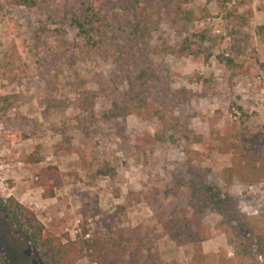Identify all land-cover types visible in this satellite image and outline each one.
Masks as SVG:
<instances>
[{
    "label": "rangeland",
    "instance_id": "1",
    "mask_svg": "<svg viewBox=\"0 0 264 264\" xmlns=\"http://www.w3.org/2000/svg\"><path fill=\"white\" fill-rule=\"evenodd\" d=\"M123 1L0 0V202L16 199L57 236L75 239L85 225L86 238L108 237L124 264H193L192 247L164 234L145 197L152 201L157 192L164 210L187 207L186 186L197 178L236 202L231 220L217 203L207 212L213 237L202 248L211 264H241V243L250 246L249 264H264L248 224L264 230V0H232L223 9L222 0H196L184 6L190 21L180 17L176 0H141L151 6L144 62L154 76L140 97L127 78L139 54L128 46L90 50L72 24L90 3L107 21L124 22ZM203 30L206 55L169 51ZM217 56L232 58L235 67ZM229 144L242 153L224 152ZM29 156L43 161L27 164ZM104 164L112 175L95 177ZM46 166L63 174L53 199L37 185ZM229 168L246 181L228 184ZM178 180L186 186L163 200ZM0 221V264H42L2 208Z\"/></svg>",
    "mask_w": 264,
    "mask_h": 264
},
{
    "label": "trees",
    "instance_id": "2",
    "mask_svg": "<svg viewBox=\"0 0 264 264\" xmlns=\"http://www.w3.org/2000/svg\"><path fill=\"white\" fill-rule=\"evenodd\" d=\"M196 0H176L175 6L179 11L180 17L185 21L192 20L193 13L184 9V6ZM232 0H222L221 8H225ZM123 12L127 19L121 22L119 17L111 21H107L102 17L97 8L90 3L86 8L82 7L81 14L74 16L72 24L78 31V35L84 39L86 46L90 50L99 49L101 44L114 47L113 51H122L126 46L139 54L138 58L133 63L131 75L127 76L130 88L136 93V97H140L148 81L152 80L149 77L154 76L149 72L145 59H149V53L145 54L147 48L144 45V39L147 35L146 29V14L148 7L143 5L141 0H125L121 2ZM115 24L112 29H108L109 24ZM120 30L119 34L117 29ZM264 30V28H260ZM197 39L196 42L193 40ZM209 41V34L206 30L194 34L191 37H186L179 48L169 47V51L176 56H191L199 57L206 55L203 50L204 44ZM142 57L144 60H142ZM212 57L211 54L206 56V59ZM219 63L228 68L235 67V61L230 57L217 56ZM138 99L137 102H141ZM1 102V99H0ZM242 111L241 108H238ZM113 110L112 114L115 115ZM127 111V108L123 109ZM199 147H203L202 142H198ZM224 152H234L241 154V147L237 144H229ZM253 159L252 152H248ZM261 159V156H255ZM254 157V159H255ZM43 160L40 157L29 156L26 159L27 164L37 165ZM113 168L109 164H104L98 168L94 175L95 177H108L112 175ZM229 174L228 184L232 182V178L239 177L246 181L245 176L239 174L235 168H229L225 171ZM37 185L43 189L42 197L44 199L55 198L56 191L64 186L63 174L55 166H46L40 170L36 176ZM186 183L183 180L174 182L171 186L163 190V200L179 195L181 188L185 187ZM188 189V206H172L164 210L159 199V194L156 192L150 197H145L148 204L151 206L158 224L169 239L180 246H191L193 249V264H211L210 256L205 255L202 244L213 237V233L205 224V218L208 210L215 204L216 208L221 211V215L226 220H231L232 215H237L236 202L228 194L219 192L217 188H209L205 186L200 179H192L187 184ZM220 193L223 195V200L216 197ZM0 206L8 214L10 221L24 234L28 245L30 246L35 257L42 264H77L81 260H88L92 264H124L125 257L119 254L117 247L106 236H91L86 238L87 230L85 225L83 230L76 235L75 239L66 234L64 237L57 236L48 231L43 223L38 218L35 211L22 205L16 199L9 198L6 201H1ZM252 225V230H256L258 240L259 255L264 258V230L260 231L257 226ZM241 226H245L241 224ZM244 249L242 255L245 260L241 264H249L247 257L249 256L250 246L240 244ZM239 257V254H238ZM228 261H231L230 259ZM146 264H177L176 262L167 263L160 259L151 260Z\"/></svg>",
    "mask_w": 264,
    "mask_h": 264
},
{
    "label": "flooded vegetation",
    "instance_id": "3",
    "mask_svg": "<svg viewBox=\"0 0 264 264\" xmlns=\"http://www.w3.org/2000/svg\"><path fill=\"white\" fill-rule=\"evenodd\" d=\"M0 208H2V207H0ZM3 209V208H2ZM4 210V209H3ZM0 223H2L1 221H0Z\"/></svg>",
    "mask_w": 264,
    "mask_h": 264
}]
</instances>
